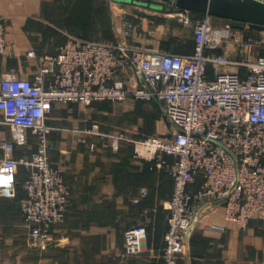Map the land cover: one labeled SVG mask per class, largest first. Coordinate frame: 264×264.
<instances>
[{
	"label": "built area",
	"instance_id": "built-area-1",
	"mask_svg": "<svg viewBox=\"0 0 264 264\" xmlns=\"http://www.w3.org/2000/svg\"><path fill=\"white\" fill-rule=\"evenodd\" d=\"M171 15L192 29V54L132 43L134 22L122 18L115 42L70 37L57 55L43 58L46 66L33 79L2 69L11 53L0 18V197L16 195L19 168L27 167L21 211L30 227L31 247L52 244L54 226L63 222L73 203L64 172L51 159L58 150L52 133L60 128L48 121L57 104L91 107L128 99L161 104L174 128L169 136L134 138L123 132L103 134L97 127L84 133L109 139L115 149L130 144L135 159L149 160L172 177L162 264H179L190 230L212 200L220 202L224 217L239 231L247 232L252 220L264 228V56L234 58L233 43L244 46L247 40H239L231 26L216 27L207 14L175 10ZM210 65L216 68L213 77ZM5 129L11 139L2 138ZM30 133L36 149L30 159H18L16 145L27 144ZM79 141L95 150L86 136ZM198 178L202 183L191 193L189 187ZM147 236L144 225L127 229L126 253H143Z\"/></svg>",
	"mask_w": 264,
	"mask_h": 264
},
{
	"label": "crops",
	"instance_id": "crops-1",
	"mask_svg": "<svg viewBox=\"0 0 264 264\" xmlns=\"http://www.w3.org/2000/svg\"><path fill=\"white\" fill-rule=\"evenodd\" d=\"M125 3L132 4L128 0H0V18L6 26L11 53L2 69L33 79L46 66L43 58L57 55L70 37L117 40V22L122 18L133 20L136 35L130 41L142 48L184 56L194 52L193 31L171 15L174 9L132 4L135 7L129 13ZM139 7L141 10L136 9ZM212 20L218 28L231 26L225 19ZM231 28L239 40H244L240 33L246 27ZM232 49L234 56H245L239 42L233 43ZM31 50L36 56L28 55ZM209 68L213 77L216 68ZM137 104L128 99L122 109L126 114L134 112ZM89 108L77 103L57 104L49 117V124L60 128L54 131L58 150L52 152L51 159L62 168L73 200L63 222L53 228V242L46 251L50 255L30 245V227L21 211L26 197L23 182L30 170L20 166L16 195L0 197V264H162L174 181L151 161L135 159L133 146L115 149L109 139L86 135L84 131L93 127L103 134L127 131L128 135L141 128L128 124L123 129L111 128L105 123V115L98 113L104 110L102 106ZM156 130L169 135L159 125ZM29 136L35 139L30 133L27 144L16 145L18 159H30L35 151L30 148ZM84 136L96 145L95 150L79 141ZM2 138L11 139L9 129L4 130ZM201 183L198 178L189 191L195 193ZM135 225L146 226L148 236L145 251L132 257L126 253L124 233ZM179 263L264 264V228L258 220H252L247 232L239 231L236 223L224 217L220 202L212 200L203 206Z\"/></svg>",
	"mask_w": 264,
	"mask_h": 264
},
{
	"label": "water",
	"instance_id": "water-1",
	"mask_svg": "<svg viewBox=\"0 0 264 264\" xmlns=\"http://www.w3.org/2000/svg\"><path fill=\"white\" fill-rule=\"evenodd\" d=\"M129 3L151 9L165 7L186 10L197 14H207L230 21L234 29L249 26L264 30V1L262 0H128ZM193 228L190 230L192 234ZM191 236V235H190Z\"/></svg>",
	"mask_w": 264,
	"mask_h": 264
},
{
	"label": "rangeland",
	"instance_id": "rangeland-1",
	"mask_svg": "<svg viewBox=\"0 0 264 264\" xmlns=\"http://www.w3.org/2000/svg\"><path fill=\"white\" fill-rule=\"evenodd\" d=\"M149 1H151V0H149ZM126 6L130 7V8H128L129 13H131L130 9L135 7L132 4H126ZM136 9L141 10V7L136 8ZM131 17L134 19L135 16L132 15ZM117 25H118V22H117ZM240 35H244L243 39L247 40V43H248V44L244 45V49H243L245 51L244 52L245 56H243V55L234 56L233 55L234 58L241 59V58L245 57L246 59L252 60L250 58H254L255 56L256 57L264 56V31L258 32L256 30H252L251 28L246 27L245 31L241 32ZM249 40H252L253 42H250ZM101 42H107V41H101ZM134 101L137 102V100H134ZM123 104H124V102L123 103L122 102L116 103V104L112 103L111 105L98 103L97 106L98 107L102 106L104 108V110L102 112H98L99 110H96V112L102 113L103 115H105V119H104L105 123H107L111 128H115V129L118 128L119 129V128H122L123 126H125L127 123V121L123 122L125 114H126V112L122 109ZM63 105L66 106V104H63ZM67 105H71V104H67ZM137 105H138V107L144 106L143 104H137ZM95 106H96V104L92 105L90 108L95 107ZM160 106H161V104H160ZM161 108H162V106H161ZM162 110H163V108H162ZM94 112L95 111H93V113ZM152 120L154 121V124L156 127H158V125H159V128H162V127L164 128L165 133H168L169 135L173 134L174 128L172 127V125H170L168 123V121L166 120V116L164 118V115H160L159 120H156V117L152 118ZM132 122H134V121H129L127 124L131 125L130 123H132ZM136 122L138 123V121H136ZM139 123H142V126H144V124H145L143 120H140ZM139 123H138V126H140ZM159 133H160V131H159ZM169 135H165V136H169ZM29 138L32 139L30 136H29ZM36 146H37V141L35 139H32V141L30 142V148L32 147V149L35 150ZM49 245H51V244L44 245L42 248L37 249V252H42L41 254H43V255H50V251H48V253L46 252L47 250H49L48 249ZM53 253L54 252H52L51 254H53ZM32 255L33 256L39 255V253H32Z\"/></svg>",
	"mask_w": 264,
	"mask_h": 264
},
{
	"label": "trees",
	"instance_id": "trees-1",
	"mask_svg": "<svg viewBox=\"0 0 264 264\" xmlns=\"http://www.w3.org/2000/svg\"><path fill=\"white\" fill-rule=\"evenodd\" d=\"M170 9H172V8H170ZM174 10H176V9H174ZM178 10H180V9H178ZM195 15L203 16V14H197V13H195ZM251 29L254 30L253 28H251ZM115 41L116 40L107 41V42H115ZM194 45H195V41H194ZM218 52H220V51H218ZM99 103L110 104V105L112 104L111 102H108V101L99 102ZM137 103L138 104H143L144 106L138 107V105H137L136 110L134 112H130V113L125 114L124 121H127V123L129 121H134V122L130 123L132 126H134V125L138 126V123H139L140 120H143L145 124H144V126H142V123L141 124L139 123L140 126H141V128L139 129V132L136 133V134H130V136L132 135V137H134V138H146V137H151V136L164 137V135H161L156 130V126L154 124V121L152 120V118H154V117H156V120H159L160 119V115H164V118H165V114H164V111L162 110V108L160 106V103L158 101H156V100H150V101L139 100V101H137ZM96 104H98V103H96ZM136 121H138V123ZM125 131H126V129H125ZM52 140L55 143L57 142L56 139L54 138V133H52ZM123 145H127V146H131L132 147V145H130V144H125L124 143L121 146H123ZM151 164L154 165V163H151Z\"/></svg>",
	"mask_w": 264,
	"mask_h": 264
}]
</instances>
